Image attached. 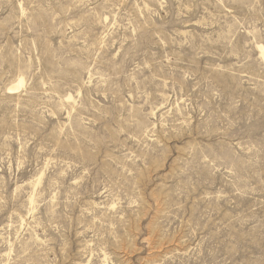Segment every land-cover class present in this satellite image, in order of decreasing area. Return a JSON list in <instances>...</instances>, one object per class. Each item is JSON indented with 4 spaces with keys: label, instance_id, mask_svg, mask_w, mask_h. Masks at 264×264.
<instances>
[{
    "label": "rangeland",
    "instance_id": "1",
    "mask_svg": "<svg viewBox=\"0 0 264 264\" xmlns=\"http://www.w3.org/2000/svg\"><path fill=\"white\" fill-rule=\"evenodd\" d=\"M258 43L264 0H0V264H264Z\"/></svg>",
    "mask_w": 264,
    "mask_h": 264
},
{
    "label": "bare ground",
    "instance_id": "2",
    "mask_svg": "<svg viewBox=\"0 0 264 264\" xmlns=\"http://www.w3.org/2000/svg\"><path fill=\"white\" fill-rule=\"evenodd\" d=\"M257 49H259V51L261 52L263 58H264V46L261 43L257 44ZM25 83V79L24 77H19L18 79H16L11 86H9V93H16L19 89H21L24 86ZM73 98V96L71 94H69L68 96V100H71ZM42 176L38 177V180L41 181Z\"/></svg>",
    "mask_w": 264,
    "mask_h": 264
}]
</instances>
